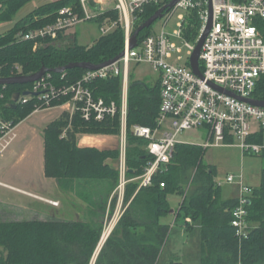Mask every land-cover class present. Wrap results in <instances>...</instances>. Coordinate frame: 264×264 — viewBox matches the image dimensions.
I'll use <instances>...</instances> for the list:
<instances>
[{
	"label": "trees",
	"instance_id": "obj_1",
	"mask_svg": "<svg viewBox=\"0 0 264 264\" xmlns=\"http://www.w3.org/2000/svg\"><path fill=\"white\" fill-rule=\"evenodd\" d=\"M27 1L30 0H0V22L10 20ZM65 6L82 13L80 0H51L34 8L0 35V77L11 76L17 65L21 69L20 75H25L38 71L41 66L56 68L71 61L100 63L123 49L124 32L120 26L98 37L90 46L74 42L63 45V31L58 33L56 39L38 40L35 49L34 40L16 36L51 24L58 10ZM157 8L155 4L146 5L143 12L136 16L134 29ZM106 16L116 19L117 12L114 9L106 10L91 21L100 25ZM186 19L185 36L194 40L201 27L197 12L191 10L186 14ZM255 24L264 35V20L256 19ZM150 31L151 27L143 29L138 34V40ZM84 71L72 68L51 74L55 83L68 85ZM121 84V76H115L95 80L91 87L96 95L119 104ZM28 86L29 83L0 85V117L17 125L34 111L33 102L19 104L14 109L9 107L12 94ZM253 97L264 100V74L256 84ZM65 99L54 101L51 106L61 105ZM159 105L158 83L149 86L131 75L127 96V178L141 175L153 160L146 149L147 140L133 136L130 127L134 123L154 127ZM119 132V115L95 121L83 119L79 112H62L43 129L45 177L56 179L60 187L80 179H107L113 188L117 184L119 170L111 161L117 160L118 149L79 146L76 136L79 133ZM205 151L198 144L178 143L170 162L160 166L150 184L139 186L138 180L126 183L123 200L131 201L118 221L117 229L107 238L96 264H158L172 229L169 223L160 219L171 211L168 196L172 193L182 197L178 208L173 211L176 220L184 221V218L190 217L191 226H199L202 256L197 264H264V170L260 185L252 187L248 196L247 233L245 237H240L230 224L237 199L221 200V187L214 180L216 168L203 161ZM191 185L193 188L189 192L187 188ZM101 229V223L92 225L85 221H0V264H87L100 238ZM164 264L189 263L170 259Z\"/></svg>",
	"mask_w": 264,
	"mask_h": 264
},
{
	"label": "built area",
	"instance_id": "obj_2",
	"mask_svg": "<svg viewBox=\"0 0 264 264\" xmlns=\"http://www.w3.org/2000/svg\"><path fill=\"white\" fill-rule=\"evenodd\" d=\"M169 1L115 0L113 9L117 12V18L106 16L99 30L106 34L118 26L123 29L122 57L95 70L85 69L77 80L68 85L55 83L51 72H46L19 91H28L29 94H20L16 102V105L33 102L34 110H39L66 98L61 105L70 114L79 112L85 120L102 121L119 115L123 138L119 167V187L122 193L125 184L131 179L138 180L139 186L150 184L160 166L170 162L176 144L182 143L179 135L200 126L206 130V140L201 144L203 148L236 146L243 155L264 157V106L253 105L238 98H254L256 84L264 74V35L255 24L256 19L264 20V0H179L163 11L158 20L161 23L159 31H154L151 25L150 33L140 41L137 37L135 47L129 48L136 16L148 4L160 8ZM103 2L80 0L81 14L72 7H62L51 24L21 33L18 38L34 40L35 49L38 40L56 39L59 32L69 30L78 23L91 21L104 13ZM209 4L212 10L211 27L201 46L198 57L201 75H197L190 66V56L206 26ZM191 10L197 12L201 22L199 34L194 40L185 36L186 14ZM175 14V26L168 31L166 26ZM131 62L147 63L158 73L160 105L154 127L139 123L130 127L133 136L147 140L146 149L153 160L141 175L129 179L126 176L124 142L127 134ZM20 71V66H15L11 76L20 75ZM115 76L122 78L119 104L115 100L107 101L96 95L91 87L95 80ZM15 126L11 120L0 117V154L15 138ZM233 180V175L226 176L228 183ZM237 186V204L232 209L230 224L240 237H245L248 227L246 204L252 187L241 181Z\"/></svg>",
	"mask_w": 264,
	"mask_h": 264
},
{
	"label": "rangeland",
	"instance_id": "obj_3",
	"mask_svg": "<svg viewBox=\"0 0 264 264\" xmlns=\"http://www.w3.org/2000/svg\"><path fill=\"white\" fill-rule=\"evenodd\" d=\"M47 1H27L15 12L11 18V22H4L0 26V35L9 27H12L15 22L24 18L34 7L40 6ZM114 4L115 0H104L103 8L105 11H109L113 9ZM176 20L177 14L170 18L169 24L166 26L168 31L174 28ZM152 25L154 31H159L161 28V23L158 20ZM72 30L76 33L77 43L81 45H91L98 37L103 35L99 30V25L94 21L78 23ZM20 34L18 33L16 36L18 37ZM70 39L68 37L62 44L65 46L71 44L70 42L73 41H70ZM131 75L135 80H142L149 86H153L158 79V73L147 63L135 64L131 62L129 77ZM60 110V106L39 109L33 116L23 120L18 127L15 126L19 138L13 142L12 147L15 146L16 154L10 156V160L6 162L3 169L4 174L11 176V179L0 176V180L39 196H33L0 184V221L51 219L85 221L92 225L101 223L100 238L87 263L96 264L104 249L107 238L117 229L118 221L125 213L131 200L127 202L123 200L124 192L122 193L119 187L120 174H118L117 184L113 188H111L110 181L107 179H80V181H74L71 185L66 183L60 187L56 179L44 176L42 167L43 128L48 121L58 116ZM95 135L106 139L103 143L104 145L112 149H118V158L116 161H111V163L119 170V167L121 168L120 148L123 145L121 133H98ZM179 139L186 143L201 144L206 140V130L201 126L185 130L179 135ZM78 141H80V138ZM124 143L126 149L128 146L127 136ZM22 152L23 157L21 160H18ZM7 154L5 151L1 155L2 158ZM203 161L216 167L214 179L221 187L222 198H229L235 195L237 193V184L240 181L242 184L250 187H258L261 183L262 170H264V157L252 154L243 155L238 147L220 146L206 148ZM0 167H3L1 163ZM25 175L27 181L24 180ZM228 175H233L234 177V180L230 183L226 181V176ZM129 181H132V179ZM218 183L216 184L218 185ZM192 188L193 186L191 185L190 188H187V191L190 192ZM181 198V195L177 193H172L168 196L171 209L178 208ZM54 203L57 204L55 205ZM160 219L162 222L169 223L172 229L165 241L163 246L164 253L162 252L158 264H164L165 258L172 257L170 255L175 256L177 259L180 257L182 261L189 263L187 257H193L195 253L198 255V251L200 250L199 239L196 238L194 232L193 234L187 232L188 235H186L184 223L180 219L175 221L173 213L170 212ZM109 226H111L110 229ZM108 229L109 231L103 240V233ZM186 236L190 237L191 240L186 242ZM163 254L166 257H163ZM177 254L181 256H177Z\"/></svg>",
	"mask_w": 264,
	"mask_h": 264
},
{
	"label": "water",
	"instance_id": "obj_4",
	"mask_svg": "<svg viewBox=\"0 0 264 264\" xmlns=\"http://www.w3.org/2000/svg\"><path fill=\"white\" fill-rule=\"evenodd\" d=\"M177 1L179 0H170L166 5L158 8L153 14H151L146 20H144L141 24H139L132 32L130 39H129V48H133L135 47L136 43H137V37L138 34L146 28H149L155 21L159 20L162 15H163V11L167 8H171L172 6H174ZM209 15H208V20L206 23V26L204 27L202 33L200 34L195 48L192 52V55L190 56V66L192 68V70L197 74V75H201L200 69H199V54H200V50H201V46L202 43L211 27V18H212V10H211V5L209 4ZM124 53V50L122 49L117 55H115L114 57L107 59L103 62L100 63H92V62H86V61H71L68 62L67 64L63 65V66H58L56 68H47L45 66H41L40 69L36 72H33L31 74H22V75H15V76H8V77H0V85H12V84H28L31 83L37 79H39L43 74H45L46 72H56V73H61L67 69H72V68H81V69H89V70H95L107 65H110L116 61H118L122 55ZM20 94L22 95H28L29 92L28 91H22L20 92H14L12 94L11 97V101L9 103V107L10 108H16V102L20 96ZM234 95V94H232ZM239 99H242L244 101H247L253 105H257V106H264V100H258V99H254V98H242V97H238ZM170 212H173V210L171 209Z\"/></svg>",
	"mask_w": 264,
	"mask_h": 264
},
{
	"label": "crops",
	"instance_id": "obj_5",
	"mask_svg": "<svg viewBox=\"0 0 264 264\" xmlns=\"http://www.w3.org/2000/svg\"><path fill=\"white\" fill-rule=\"evenodd\" d=\"M49 1H51V0H48L47 2H49ZM47 2H45V3H47ZM45 3H43V4H45ZM0 7H1V4H0ZM37 7V6H36ZM36 7H34V8H36ZM33 8V9H34ZM32 9V10H33ZM14 16V15H13ZM12 16V17H13ZM7 23V22H11V19L10 20H6V21H1L0 22V26H2V24L3 23ZM16 23V22H15ZM14 23V24H15ZM13 24V25H14ZM99 25V24H98ZM13 27V26H12ZM11 27H9L4 33H6L9 29H10ZM3 33V34H4ZM3 34H1V35H3ZM76 33L74 32V30H72V28L71 29H69V30H66V31H64L63 32V42H64V40H67V38L69 37V38H71L70 39V41H73L74 43H77V41H76ZM72 42V43H73ZM71 43V42H70ZM78 44V43H77ZM79 45H81V44H79ZM84 46H90V45H84ZM56 106H60L61 107V110H60V113L58 114V116L56 117V118H54L53 120H55V119H57L61 114H62V112H64V111H67V112H69L68 110H67V108L65 107V106H63V105H56ZM38 112V110H34V111H32L27 117H25L23 120H25V119H27V118H29V117H31V116H33L35 113H37ZM22 120V121H23ZM53 120H51V121H53ZM22 121H20L17 125H16V127H18L19 126V124H21L22 123ZM51 121H48L47 122V124L48 123H50ZM46 124V125H47ZM46 125L44 126V128L46 127ZM16 127H15V138L11 141V143L8 145V147L5 149V151L8 153L6 156H3V158H2V154L5 152H3L2 154H0V163L3 165V167H0V176L2 177V178H7V179H11V176H7L6 174H4V171H3V169L5 168V164H6V162L8 161V160H10V156H14V154H16V150H15V146H13L12 147V144H13V142H15L18 138H19V134L17 133V131H16ZM43 128V129H44ZM80 138V141H78V139ZM106 139H103V138H100L98 135H95V134H84V133H79V134H77V136H76V141H77V144L79 145V146H90V147H97V148H106V149H109L110 147H108L107 145H104L103 143H104V141H105ZM182 143H186V142H183L182 141ZM188 144H192V143H188ZM202 144V143H201ZM201 144H198V145H200L201 146ZM22 146V145H21ZM220 147V146H219ZM236 147V146H235ZM110 149H112V148H110ZM206 149V148H205ZM23 157V152L19 155V157H18V160H21V158ZM42 162H43V157H42ZM42 167H43V163H42ZM216 168V167H215ZM43 174H44V170H43ZM45 176V175H44ZM24 180L25 181H27V178H26V175L24 176ZM215 180V179H214ZM215 182H216V180H215ZM218 183V182H217ZM0 184L1 185H3V186H7V187H9V188H12V189H15V190H17V191H20V192H24V193H27V194H30V195H33V196H39V195H37V194H35V193H31V192H29V191H26V190H24V189H22V188H19V187H16V186H14V185H11V184H9V183H7V182H3V181H1L0 180ZM220 186V185H219ZM237 193V195H238V186H237V191H236ZM235 194V195H236ZM235 195H233V196H231V197H229V198H236V196ZM41 198H44V197H42V196H40ZM220 198H221V200H227V199H229V198H222L221 197V193H220ZM47 199V198H46ZM173 211H175L176 209H172ZM171 213H173L174 215H175V213L174 212H171ZM32 220V219H31ZM175 220H176V215H175ZM183 223H184V230H185V232H186V235H188V233L187 232H190V234H193V232L195 233V235H196V238L197 239H199V244H200V236H199V226L198 225H193V226H191V224H192V221H191V218L190 217H186V218H184V221H182ZM185 222H186V224H185ZM188 224V225H187ZM191 240V238L189 237H187L186 236V242L187 241H190ZM164 253V252H163ZM166 257V255L165 254H163V257ZM170 256H172V257H168V258H170V259H177V258H175V256H173V255H170ZM177 256H181V255H178L177 254ZM201 256H202V252H201V246H200V250L198 251V255L195 253V255H193V257H187V259L189 260V264H197V263H199V261H200V259H201ZM168 258H165V261H168V260H170V259H168ZM191 259H193V260H191ZM177 260H180V261H182L181 259H180V257L177 259ZM196 261V262H195ZM187 263V262H186Z\"/></svg>",
	"mask_w": 264,
	"mask_h": 264
},
{
	"label": "bare ground",
	"instance_id": "obj_6",
	"mask_svg": "<svg viewBox=\"0 0 264 264\" xmlns=\"http://www.w3.org/2000/svg\"><path fill=\"white\" fill-rule=\"evenodd\" d=\"M199 69H200V68H199ZM54 204L56 205L57 203H54ZM110 227H111V226H109V229H110ZM109 229H108L107 231H105V232H104V235H103V236H104V237H103V240L105 239V237H106V235H107V232L109 231Z\"/></svg>",
	"mask_w": 264,
	"mask_h": 264
}]
</instances>
